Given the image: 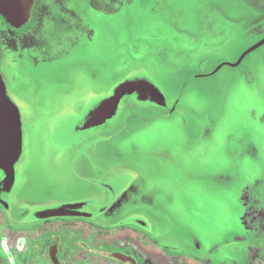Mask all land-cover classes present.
<instances>
[{"label":"rangeland","instance_id":"rangeland-1","mask_svg":"<svg viewBox=\"0 0 264 264\" xmlns=\"http://www.w3.org/2000/svg\"><path fill=\"white\" fill-rule=\"evenodd\" d=\"M260 3L59 1L57 7L73 10L78 20L40 26L37 40L44 42L46 56L55 58L46 57L35 68L26 62L16 74L24 103L16 191L36 198H76L96 187L108 169H129L145 209L138 207L150 217L149 238L186 242V254L202 261L213 239L231 225L230 189L240 175L257 171L254 156H264L259 124L264 125V44L241 65L203 74L220 63H234L260 38ZM60 14L69 18L68 12ZM14 39L0 28L2 66L13 61L18 69L17 57L28 55ZM133 76L156 85L166 105L176 101L174 110L166 115L126 97L113 121L89 131L74 129L92 92L112 94V85ZM227 173L232 183L220 180Z\"/></svg>","mask_w":264,"mask_h":264},{"label":"flooded vegetation","instance_id":"flooded-vegetation-1","mask_svg":"<svg viewBox=\"0 0 264 264\" xmlns=\"http://www.w3.org/2000/svg\"><path fill=\"white\" fill-rule=\"evenodd\" d=\"M59 1L33 0L28 21L19 27L12 26L0 14V28L11 33L22 54L28 55V58L17 57L20 60L18 69L13 61H7L3 67L5 56L0 58V90L12 98L20 112L24 103L19 97L22 86L16 74L26 62L32 66L30 68H35L55 58L46 56L44 42L37 40L38 28L52 21L69 24L78 20L73 10L57 7ZM259 7L264 9V0ZM50 11L55 12L48 14ZM63 11L68 12L69 18L60 14ZM263 44L264 33L238 55L237 65ZM262 54L264 56V52ZM46 57L49 59L45 60ZM262 66L264 79V62ZM123 80L133 83V88L120 102L127 97L134 103L158 107L166 115L170 113L171 105L159 107L156 104L157 86L151 81L136 76ZM116 85H112V90ZM111 95L105 91L92 92L88 96L91 102L83 104L74 129L89 131L113 121L110 117L103 123L95 122L104 110L103 100ZM261 111L260 116L264 118V109ZM259 124L264 131V125ZM254 160L258 161L257 171L249 176L240 175L239 182L230 189L231 198L226 202L234 213L230 227L213 239L210 252L204 259L200 257L202 261L186 254V242L149 238L152 233L150 217L146 210L139 208L145 209L143 202L137 200L136 175L129 169H108L105 172L108 175L100 176L96 187L70 199L36 198L17 192L15 186L20 174L15 171V181L9 183L0 169V264H264L263 152L254 156ZM220 180L232 183L234 178L227 173L221 174ZM193 236L197 240V235ZM197 252L200 254V246Z\"/></svg>","mask_w":264,"mask_h":264},{"label":"water","instance_id":"water-1","mask_svg":"<svg viewBox=\"0 0 264 264\" xmlns=\"http://www.w3.org/2000/svg\"><path fill=\"white\" fill-rule=\"evenodd\" d=\"M33 0H0V14L12 25L19 27L29 18V10ZM133 83L122 82L118 84L112 95L104 99V110L96 117L97 124L103 123L117 113L120 99L132 92ZM156 104L166 107L163 93L157 88ZM176 106V101L168 109L171 113ZM22 151V121L18 106L0 90V169H2L10 183L15 173V163Z\"/></svg>","mask_w":264,"mask_h":264},{"label":"trees","instance_id":"trees-1","mask_svg":"<svg viewBox=\"0 0 264 264\" xmlns=\"http://www.w3.org/2000/svg\"><path fill=\"white\" fill-rule=\"evenodd\" d=\"M249 50H250V49H249ZM227 64L230 65V66L237 65V64H238V61H237V62H234V63H227V62L220 63V64H218V65L216 66V68H215L214 70H212V71L209 72V73H205V74H203V76H209V75H212V74H214V73L216 72V70L220 69L222 66L227 65Z\"/></svg>","mask_w":264,"mask_h":264}]
</instances>
